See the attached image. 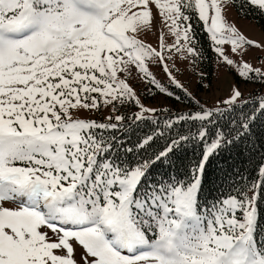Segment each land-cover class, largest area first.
<instances>
[{
    "label": "snow or ice",
    "instance_id": "obj_1",
    "mask_svg": "<svg viewBox=\"0 0 264 264\" xmlns=\"http://www.w3.org/2000/svg\"><path fill=\"white\" fill-rule=\"evenodd\" d=\"M233 3L264 19L0 0V264H264V40ZM205 60L235 76L211 103L178 78Z\"/></svg>",
    "mask_w": 264,
    "mask_h": 264
},
{
    "label": "rangeland",
    "instance_id": "obj_2",
    "mask_svg": "<svg viewBox=\"0 0 264 264\" xmlns=\"http://www.w3.org/2000/svg\"><path fill=\"white\" fill-rule=\"evenodd\" d=\"M227 16L230 20L236 23L237 27L240 28L245 35L256 40H264V31L262 27L253 18L238 14L234 3L232 7L229 8ZM258 54V50L252 49L250 55L246 57V59H250L254 63H259V61L256 60ZM180 67L183 70V74L178 78L186 83L191 91L198 92L199 97L208 103H211L215 97L223 95L227 90L228 85L235 80L233 73L227 72L222 68L218 69L215 65L212 80L213 87L211 89L200 90L197 86L199 82V65L197 66L196 71H194L193 66L191 65H180ZM158 77L163 79V74L158 73ZM161 99L162 97H156L155 100H150L148 103L156 104L159 103ZM83 115H88V113H83Z\"/></svg>",
    "mask_w": 264,
    "mask_h": 264
},
{
    "label": "trees",
    "instance_id": "obj_3",
    "mask_svg": "<svg viewBox=\"0 0 264 264\" xmlns=\"http://www.w3.org/2000/svg\"><path fill=\"white\" fill-rule=\"evenodd\" d=\"M248 17L256 20V22L262 27V29L264 31V19H262L258 15L252 14V13H250L248 15ZM199 67H200V70H203L209 76V78L211 79V82H212L215 64L209 60H205L203 64H199ZM207 82L208 81H205V83H207ZM197 86L200 90H204V88L199 87V82H198Z\"/></svg>",
    "mask_w": 264,
    "mask_h": 264
}]
</instances>
